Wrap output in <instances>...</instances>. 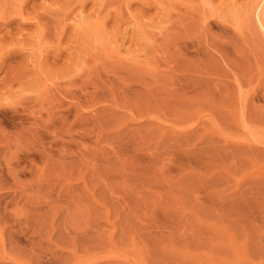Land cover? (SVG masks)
<instances>
[{
	"label": "rangeland",
	"instance_id": "rangeland-1",
	"mask_svg": "<svg viewBox=\"0 0 264 264\" xmlns=\"http://www.w3.org/2000/svg\"><path fill=\"white\" fill-rule=\"evenodd\" d=\"M0 230V264H264V0H0Z\"/></svg>",
	"mask_w": 264,
	"mask_h": 264
},
{
	"label": "bare ground",
	"instance_id": "bare-ground-1",
	"mask_svg": "<svg viewBox=\"0 0 264 264\" xmlns=\"http://www.w3.org/2000/svg\"><path fill=\"white\" fill-rule=\"evenodd\" d=\"M79 14H80V13H79ZM77 17H78V16H77ZM81 18H82V17L79 16V17H78L79 20H78V19H77V20L80 21ZM77 23H78V22H77ZM78 25H79V23L77 24V26H78ZM18 164H19V163H18ZM18 164H17V165H18ZM18 168H19V166H18ZM11 171H13V170H11ZM12 173H15V174H16L15 170H14V172H12ZM14 177H16V179L18 178L17 175H14ZM16 179H15V180H16ZM13 180H14V179H13ZM17 180H19V179H17ZM17 180H16V181H17ZM16 181H15V183H17ZM20 199H21V198H20ZM24 199H25V198H24ZM24 199H23V200H24ZM13 203H15V202H13ZM24 203H25V202H24ZM26 203H27V201H26ZM26 203H25V204H26ZM12 208H13V207H12ZM15 209H16V208H15ZM11 210H12V209H11ZM19 211H20V210H19ZM16 213H17V212H16ZM1 214H2V213H1ZM15 219H16V218H15ZM20 220H21V219H20ZM17 221H18V220H17ZM19 224H20V223H19ZM27 225H28V224H27ZM20 230H21V229H20ZM1 234H2V232H1V230H0V235H1ZM69 234H70V233H69ZM0 237H2V235H1ZM0 239H1V240H0V263H1V261H3V260L6 259V258L8 259V257H10V256H7V253H5V251H3V245H2V244H3V240H2V238H0ZM12 239H13V238H12ZM4 241H5V240H4ZM56 245H57V243H56ZM57 246H58V245H57ZM29 249H30V248H29ZM70 249H71V248H70ZM73 249H74V248H73ZM97 249H98V248H97ZM99 249H100V248H99ZM101 249H103V248H101ZM62 250H63V249H62ZM93 250H94V249H93ZM110 250H111V249H110ZM113 250H115V249H112L111 252H114ZM64 251H65V250H64ZM68 251H69V250H68ZM85 251L87 252V250H85ZM88 251L91 252L89 249H88ZM108 251H109V250H108ZM7 252H8V250H7ZM44 252H45V251H44ZM82 252H83V251H82ZM111 252L109 251L108 253H111ZM115 252H116V251H115ZM68 253H70V254L72 255L74 261H72L73 259H72L71 261H72V263H74V264H85L86 261H88V260L90 261L91 258H88V257H91V255H92V253H91V254L88 253V254H86L85 256H84V255H81V254H78V253H77V250L75 251V249L69 251ZM95 253H99V252H96V251H95ZM108 253H107V254H108ZM9 254H10V253H8V255H9ZM47 254H48V253H47ZM93 254H94V253H93ZM114 254H116V253H114ZM41 255H42V254H41ZM45 255H46V254H44L43 256H45ZM52 255H53V254H52ZM66 255H67V254H65V256H63L62 258L67 257ZM95 255H96V254H95ZM98 255H99V254H98ZM105 255H106V254H105ZM37 256H38V254H37ZM48 256H50V254H49ZM110 256H111V255H110ZM110 256H109V257H110ZM14 257H15V255H14ZM68 257H70V256H68ZM68 257H67V258H68ZM94 257H95V256H94ZM97 257H98V256H97ZM97 257H96V258H97ZM107 257H108V256H107ZM15 258H16V257H15ZM17 258H18V257H17ZM34 258H35V257H34ZM45 258H46V257H45ZM48 258H49V257H48ZM111 258H112V257H111ZM21 259H23V258H21ZM38 259H39V258H38ZM50 259H54V257L52 258V256H51ZM102 259H103V258H102ZM8 260H9V259H8ZM47 260H48V259H47ZM97 260H98V258H97ZM22 261H23V260H22ZM37 261H38V260H37ZM53 261H54V260H51V261L49 260V261H47V263H46V262H45V263H46V264H57V262H58V260H57V262L54 261V263H53ZM61 261H64V260H61ZM94 261H95V260H94ZM94 261H93V262H94ZM18 262H19V261H18ZM91 262H92V261H91ZM19 263H20V262H19ZM25 263H26V262H25ZM43 263H44V262H43ZM64 263H65V262H64ZM68 263H69V262H68ZM61 264H62V263H61ZM66 264H67V263H66Z\"/></svg>",
	"mask_w": 264,
	"mask_h": 264
}]
</instances>
